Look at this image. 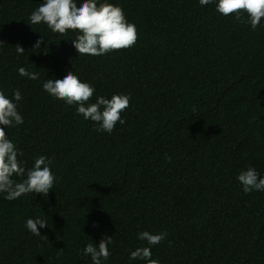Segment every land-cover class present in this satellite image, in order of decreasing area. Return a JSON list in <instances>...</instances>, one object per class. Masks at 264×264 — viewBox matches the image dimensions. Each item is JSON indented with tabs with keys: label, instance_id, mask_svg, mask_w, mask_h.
Listing matches in <instances>:
<instances>
[{
	"label": "trees",
	"instance_id": "16d2710c",
	"mask_svg": "<svg viewBox=\"0 0 264 264\" xmlns=\"http://www.w3.org/2000/svg\"><path fill=\"white\" fill-rule=\"evenodd\" d=\"M43 2L0 0V89L9 98L20 90L24 119L5 132L26 169L44 155L57 178L46 197L0 193V264H92L82 250L105 234L113 242L102 264H147L129 259L138 247L159 264H264V191L246 194L237 179L249 166L264 177V18L252 30L246 14L244 23L222 16L215 2L108 0L138 41L89 56L72 45L78 32L29 24ZM69 70L95 87L89 103L130 95L125 123L96 131L43 90ZM43 216L41 236L25 228ZM143 231L168 235L150 246Z\"/></svg>",
	"mask_w": 264,
	"mask_h": 264
},
{
	"label": "clouds",
	"instance_id": "9594fccd",
	"mask_svg": "<svg viewBox=\"0 0 264 264\" xmlns=\"http://www.w3.org/2000/svg\"><path fill=\"white\" fill-rule=\"evenodd\" d=\"M215 2V10L222 16H234L235 20L244 23V16L252 30L260 25L264 18V0H199L201 6ZM30 25L45 24L53 33L65 35L68 31L79 34L73 39L72 45L79 55L101 56L112 51L129 49L138 41V29L134 23L128 22L122 7L109 3L108 0H82L77 6L75 0H44L29 16ZM5 42L0 40V45ZM43 36L36 41L33 49H40ZM18 55H23L25 49L19 44L15 46ZM18 74L29 80H38L39 72H32L24 67L18 68ZM42 88L56 100H62L69 106H76L78 115L85 120H91L99 132L111 134L117 123L125 121L121 114L130 106V95L115 94L111 99L99 96L94 103H89L95 93V87L82 82L80 77L67 71L62 79H47ZM19 89L13 90L12 98L6 96L0 89V193H5V199L12 201L29 193L43 194L45 197L55 186L56 176L51 170L53 160L40 155L34 159L31 168L26 169L24 161L19 157L23 151L9 139L5 128H13L24 123L18 111L22 100ZM195 111V109L193 110ZM171 160V157H168ZM14 177L22 178L15 179ZM238 181L247 194L252 191H264V177L253 166L241 171ZM25 228L35 236H41L39 229L48 226L46 217L27 219ZM167 232L153 234L149 231L138 233L140 240L154 246L167 238ZM46 237V236H45ZM113 236L106 234L99 242L88 243L82 250L84 256H90L92 264H102L111 253L109 245ZM130 260H144L147 264H159L152 258L151 247H138L130 252Z\"/></svg>",
	"mask_w": 264,
	"mask_h": 264
}]
</instances>
